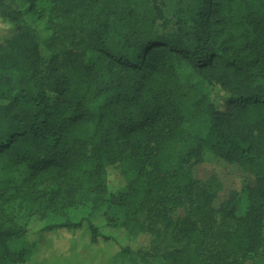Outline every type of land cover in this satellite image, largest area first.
<instances>
[{"label": "trees", "instance_id": "obj_1", "mask_svg": "<svg viewBox=\"0 0 264 264\" xmlns=\"http://www.w3.org/2000/svg\"><path fill=\"white\" fill-rule=\"evenodd\" d=\"M25 2L51 34L39 42L0 0L11 30L0 41V164L27 172L0 190V264H32L34 221L40 235L82 231L93 246L114 243V260L162 227L166 264H264V0H178L185 19L175 38L156 34L164 0ZM40 2L51 3L49 15ZM178 54L210 72V95L182 83ZM207 150L253 184L226 190L215 173L195 177ZM80 205L89 213L72 220L67 211ZM111 207L123 210L121 223ZM176 207L186 208L182 219Z\"/></svg>", "mask_w": 264, "mask_h": 264}, {"label": "rangeland", "instance_id": "obj_2", "mask_svg": "<svg viewBox=\"0 0 264 264\" xmlns=\"http://www.w3.org/2000/svg\"><path fill=\"white\" fill-rule=\"evenodd\" d=\"M10 5L21 11L22 15L19 17V21L26 26H30L34 29L36 37L40 42L51 32L45 29L43 20L34 21V17L27 13L28 5L25 0H7ZM166 8V19L160 21L156 27V34L160 37L175 38L177 36V20L185 19L183 16V10L178 5V0H164ZM39 11H45L46 15L50 14L51 3L40 2L37 5ZM244 11L239 12L242 15ZM11 34L9 26L0 20V41L4 40ZM81 39V38H80ZM177 70L181 75L182 83L185 86L193 87L197 96L210 95L212 93V87L209 83L210 72H205L199 75L192 67L190 60L182 58L181 55L174 57ZM225 93L222 90H218L215 94V100L223 101ZM2 104V102H0ZM194 176L200 179H206L211 174L215 173L219 176L223 182L226 190H241L246 184H253V179L248 178L237 167L230 166L221 160H216L212 153L207 150L204 155V162L196 166L193 170ZM27 172L23 167L15 168L7 163L0 164V190L10 184H20L26 177ZM112 187L117 188L120 185V181L115 174L111 175ZM249 202L246 194L241 196L239 202V214H245L247 211ZM89 213V207L87 205H80L74 209L68 210L67 215L72 220H78ZM110 215L121 223L124 218L123 210L117 207L109 208ZM185 207H176L173 212V218L182 219L185 216ZM15 221L19 224H24L27 221L26 213L17 215ZM50 221L63 222L64 220L57 215H50ZM41 223L34 221L30 226L31 238L30 241L36 242L35 255L31 257L32 264L41 262L42 264H97L96 256L100 254L105 255L104 260L98 262V264H166L163 254L168 250V241L164 240V236L168 231L160 227V235L152 238L149 235H142L139 238L130 241L129 246L132 249V253L129 256L117 257L114 260L113 253L118 249L116 244L102 242L98 246L90 244V237L87 232H75L66 230H57L48 234H37L40 230ZM233 225V224H231ZM153 239V240H152ZM160 249V253L157 251H151V247H157ZM11 247L14 250L20 251L22 249H28L27 245L22 242L12 241ZM163 253V254H162ZM95 256V257H94ZM49 261V263H48Z\"/></svg>", "mask_w": 264, "mask_h": 264}]
</instances>
